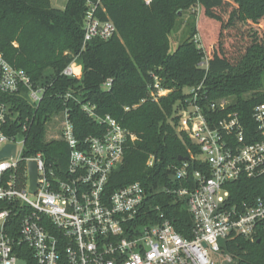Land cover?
Returning <instances> with one entry per match:
<instances>
[{
	"label": "trees",
	"instance_id": "obj_1",
	"mask_svg": "<svg viewBox=\"0 0 264 264\" xmlns=\"http://www.w3.org/2000/svg\"><path fill=\"white\" fill-rule=\"evenodd\" d=\"M85 3L67 0L64 9H55L50 0H0V53L35 86L47 88L38 109L27 107L16 95L0 93V102L19 104L24 117L36 113L25 155L44 153L53 163L69 154L63 143L47 141V122L54 116L69 110L79 142L105 130L77 102L66 103L64 95L72 93L96 105L99 115H110L136 138L128 141L123 163L110 177L109 193L139 183L148 194L150 214L160 207L176 230L191 238L186 202L169 191L188 187L187 181L175 178V168L183 165L180 158L191 161L199 149L177 131L176 114L185 102V90L204 82L210 102L232 99L226 113L210 116L219 120L238 113L247 138L256 133L253 112L264 104V0H155L149 6L144 0H103L102 19L113 22L117 34L109 41L94 40L83 50ZM198 6L199 22L193 20L186 39L172 50L183 13ZM198 32L210 57L207 71L199 68L206 53L196 42ZM231 34L234 39L225 45L223 37ZM74 60L81 78L62 76ZM155 78L171 91L157 101L152 97ZM108 80L112 86L103 90ZM191 167L192 173L205 170L197 161ZM225 189L227 207L251 205L264 198V174L242 176ZM225 250L236 264H264V228L257 229L253 240H228Z\"/></svg>",
	"mask_w": 264,
	"mask_h": 264
},
{
	"label": "built area",
	"instance_id": "obj_2",
	"mask_svg": "<svg viewBox=\"0 0 264 264\" xmlns=\"http://www.w3.org/2000/svg\"><path fill=\"white\" fill-rule=\"evenodd\" d=\"M144 1L149 6L155 0ZM104 12L103 0H86L83 50L94 40L109 41L117 34L114 23L102 19ZM209 60L205 56L199 68L207 71ZM62 76L81 78L77 60ZM111 86L108 80L103 90ZM46 92L0 53V93L21 97L27 107L38 109ZM170 93L155 78L153 99ZM185 95L176 114L177 131L188 136L199 154L175 168V178L187 181L188 187L169 192L186 202L191 238L182 236L160 207L150 214L148 194L139 183L109 193L110 177L122 165L128 141L136 138L110 115H99L96 105L72 93L64 95L66 103L77 102L105 130L79 142L69 110L54 116L47 122V133L55 125L47 141L63 143L69 154L53 163L44 153L25 155L36 113L24 117L19 104L0 102V154L8 146L16 148L14 156L0 159V264H236L228 253L222 254L220 240H253L257 229L264 228V198L229 208L225 186L242 176L264 174V104L254 109L257 131L247 138L238 113L219 120L210 116L226 113L230 102H210L204 82L186 89ZM194 161L205 170L192 173ZM31 163L37 166L34 193Z\"/></svg>",
	"mask_w": 264,
	"mask_h": 264
},
{
	"label": "rangeland",
	"instance_id": "obj_3",
	"mask_svg": "<svg viewBox=\"0 0 264 264\" xmlns=\"http://www.w3.org/2000/svg\"><path fill=\"white\" fill-rule=\"evenodd\" d=\"M50 1L52 4V7L55 9H64L66 7V4H67V0H50ZM201 14H202V9L199 6L195 9L189 11V12L183 13L182 18L179 21V23H181V27L173 35L172 50H175L181 43H183V41L187 37V35H186L187 31L190 28V26L192 25L193 20L195 19L196 22L198 23L200 20ZM225 19H227V17H225ZM231 39H234L232 34L227 36V38L223 37L224 44L225 45L231 44ZM196 40H197L199 46L204 49V51L206 53V58H210L208 53H207L206 48L204 47L205 45H204V42H203L202 37L199 34V32L196 36ZM230 53H232V51H230ZM80 73H82V71ZM248 96H250V95H248ZM229 102H232V99H229ZM54 130H55V125H51L48 129L47 138H49L52 134H54ZM226 243H227V239L220 240V244L224 249L222 251L223 255H227V252L225 250ZM220 259H221V257L219 258L217 256V261L218 260L220 261Z\"/></svg>",
	"mask_w": 264,
	"mask_h": 264
},
{
	"label": "water",
	"instance_id": "obj_4",
	"mask_svg": "<svg viewBox=\"0 0 264 264\" xmlns=\"http://www.w3.org/2000/svg\"><path fill=\"white\" fill-rule=\"evenodd\" d=\"M15 146H8L6 147L3 152L0 154V159H3L5 157H10L15 155ZM181 162L188 161L187 158H180ZM30 172V183H31V192L34 193L36 191L37 187V166L35 163H31L29 167Z\"/></svg>",
	"mask_w": 264,
	"mask_h": 264
}]
</instances>
